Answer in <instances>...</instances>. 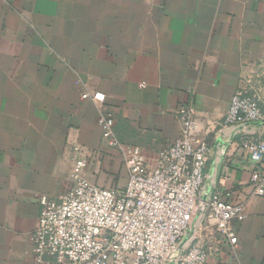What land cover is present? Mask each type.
Returning a JSON list of instances; mask_svg holds the SVG:
<instances>
[{
    "label": "crops",
    "instance_id": "0c3cea01",
    "mask_svg": "<svg viewBox=\"0 0 264 264\" xmlns=\"http://www.w3.org/2000/svg\"><path fill=\"white\" fill-rule=\"evenodd\" d=\"M238 91L264 109V0H0V264H39L40 198L73 187L75 147L93 184H126L101 113L154 165L180 136L182 107L212 147L207 186L246 200L237 251L220 259L264 264V198L250 197L253 163L239 146L264 137V118L220 126ZM98 92L102 104L83 97Z\"/></svg>",
    "mask_w": 264,
    "mask_h": 264
},
{
    "label": "built area",
    "instance_id": "2783aa9c",
    "mask_svg": "<svg viewBox=\"0 0 264 264\" xmlns=\"http://www.w3.org/2000/svg\"><path fill=\"white\" fill-rule=\"evenodd\" d=\"M99 104L102 93H84ZM180 136L150 165L140 147L121 142L115 119L101 113L105 141L117 147L128 170L123 187H101L86 176L88 155L80 147L72 166L74 185L57 199L40 198L31 239L39 264H223L225 247L236 253L233 227L247 217L246 200L207 186L211 144L193 109L182 107ZM261 103L238 91L220 126L256 123ZM240 148L252 161L250 197L264 198V137L246 136ZM207 229H213L207 234Z\"/></svg>",
    "mask_w": 264,
    "mask_h": 264
}]
</instances>
